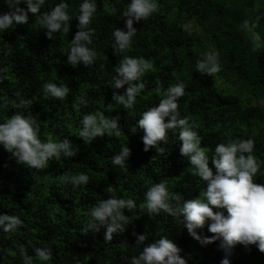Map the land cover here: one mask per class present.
<instances>
[{
	"label": "trees",
	"instance_id": "16d2710c",
	"mask_svg": "<svg viewBox=\"0 0 264 264\" xmlns=\"http://www.w3.org/2000/svg\"><path fill=\"white\" fill-rule=\"evenodd\" d=\"M58 2L46 0L40 12L29 13L27 23L0 33V77H4L0 96L18 101L15 94L19 92L24 98L35 97L30 109L0 104V122L13 112L27 114L30 110L40 124L41 139L68 136L79 151L74 157L53 158L46 168L36 170L17 163L0 145V213L16 214L24 221L16 231L0 229V264H24L21 244L34 264H76L77 260L80 264H130V257L143 247L136 246L134 233H145V243L168 236L182 249L180 254L188 264H220L226 253L219 240L202 245L188 233L182 217L165 212L149 215L141 208L147 188L160 180L167 181L169 190L182 200L195 198L206 188V182L191 172L189 159L180 153L178 133L168 131V142H161L165 151L160 153L154 146L146 151L143 130L132 129L143 111L162 98L156 92L158 84L163 91L183 80L186 88L178 100L179 111L198 125L201 146L208 151L213 171L215 146L229 138H254L253 154L264 160V47L253 50L254 37L264 41V0H159L158 11L146 20L134 21L137 32L132 47L123 54L114 53L112 32L126 27L121 13L129 0H97L90 24L95 32L89 45L97 57L91 65L81 62L76 67L68 63L67 54L78 30L76 16L82 0H67L71 15L67 33L57 31L54 39L49 38L39 24L41 13ZM113 5L117 11L110 14L107 9ZM7 11L8 5L0 0V13ZM187 22H192L191 30L184 27ZM212 48L218 51L220 71L202 75L196 61ZM122 55L143 56L153 65L142 77L145 88L137 95L134 108L128 110L112 99L113 91L123 92L127 87H111ZM47 81L66 83L70 91L63 100L46 97L42 85ZM81 96L87 104H79ZM109 103L113 104L111 111L106 107ZM97 111L119 116V137L105 133L86 143L78 136L83 115ZM126 144L131 153L124 167L111 164L112 156ZM64 172H85L90 179L73 187L61 180ZM254 180L264 183V166ZM110 184L113 193L106 192ZM110 195L132 197L137 207L124 209L130 218L124 232L105 240V226L99 231L83 230L89 209ZM197 231L213 235L208 222ZM35 247H50L51 260L36 258ZM227 255L230 264H264V251L255 244L237 242Z\"/></svg>",
	"mask_w": 264,
	"mask_h": 264
},
{
	"label": "clouds",
	"instance_id": "9594fccd",
	"mask_svg": "<svg viewBox=\"0 0 264 264\" xmlns=\"http://www.w3.org/2000/svg\"><path fill=\"white\" fill-rule=\"evenodd\" d=\"M9 11L0 13V33L16 24H24L29 21V13L36 14L41 11L46 0H4ZM21 4L26 5L22 7ZM67 0H59L49 10L39 16V24L46 29V35L54 39V33L62 31L67 33L70 28L71 15L68 11ZM97 9V0H82L79 5L77 28L67 54V61L73 67L79 63L88 66L95 62L97 52L92 44V36L95 29L90 27L92 18ZM159 10V0H129L127 7L121 13L126 17L125 28L116 27L112 35L114 53L123 54L132 47V40L137 32L134 21L148 19L152 13ZM110 14L116 13L113 5L107 9ZM248 28V21L243 23ZM264 47V41L253 38V50ZM153 67L152 62L143 56L135 57L122 55L115 66L116 75L112 78L113 89H119L125 84L123 92L113 91L112 99L117 105L125 109L135 106L137 95L145 88L142 77ZM219 54L215 48L201 53V58L196 61V69L201 74L213 75L220 71ZM3 71V69H0ZM4 77H0L2 80ZM44 95L63 100L70 91L66 83L47 81L42 85ZM186 84L183 80L170 84L161 90L158 84L156 92L162 94L159 102L143 111L136 121V127L143 130L142 140L144 149L156 147L163 153L165 148L161 142H168V131L178 133L176 139L181 141L180 153L187 157L193 166L191 172L206 182V188L202 189L199 196L182 200L181 195L171 192L168 183L160 180L151 184L144 193V203L141 208H146L149 215L165 212L172 217H182L184 227L188 233L202 245L213 241H220L219 246L226 255L220 264H230L229 255L232 247L237 243L245 246L255 244L260 251H264V183H258L254 176L264 166V160L258 159L253 150L255 140L248 138H229L216 144L212 155V164L209 166V155L205 147L201 146L203 139L196 130L198 125L189 116H181L179 111V97L184 95ZM18 101L9 100L6 96H0V104H11L13 108L30 109L35 97L24 98L19 92L15 94ZM88 101L79 97V104H87ZM107 109L112 110L113 104H107ZM167 118V119H165ZM78 136L86 143L98 136L121 134L119 116H106L103 111L88 112L79 121ZM0 145L11 153L17 163H23L36 170L47 167L53 158L74 157L78 154L79 147L73 146L68 136L63 139H53L51 135L47 139L40 137V124L29 110L27 114L22 111L13 112L0 122ZM131 153V149L122 145L118 153L111 158V164L124 167L125 161ZM90 177L85 172H64L61 180L70 183L73 187L87 184ZM115 189L108 185L106 192L113 193ZM136 202L132 197L123 198L110 195L108 198L98 200L88 212L87 227L99 231L105 226V240H111L114 233L124 232L126 225L130 223L129 215L124 209L136 208ZM217 210H213V208ZM226 209L227 214H225ZM208 222V231L213 235H201L197 231ZM24 221L19 215L0 213V229L4 232L16 231ZM136 246L143 245L138 255L130 257V264H188V260L180 253L182 249L178 244L166 235H161L153 242L145 243V233H134ZM35 257L40 261H49L52 258L50 247H35ZM20 255L24 264H34V258L29 255L23 244L19 246ZM76 264H80L77 260Z\"/></svg>",
	"mask_w": 264,
	"mask_h": 264
},
{
	"label": "rangeland",
	"instance_id": "374dc122",
	"mask_svg": "<svg viewBox=\"0 0 264 264\" xmlns=\"http://www.w3.org/2000/svg\"><path fill=\"white\" fill-rule=\"evenodd\" d=\"M184 27L191 30L193 28V24H192V22H187L184 24Z\"/></svg>",
	"mask_w": 264,
	"mask_h": 264
}]
</instances>
